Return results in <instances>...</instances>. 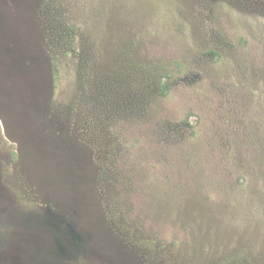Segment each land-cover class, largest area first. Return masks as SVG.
Returning a JSON list of instances; mask_svg holds the SVG:
<instances>
[{"label":"rangeland","instance_id":"obj_1","mask_svg":"<svg viewBox=\"0 0 264 264\" xmlns=\"http://www.w3.org/2000/svg\"><path fill=\"white\" fill-rule=\"evenodd\" d=\"M0 264H264V0H0Z\"/></svg>","mask_w":264,"mask_h":264},{"label":"trees","instance_id":"obj_2","mask_svg":"<svg viewBox=\"0 0 264 264\" xmlns=\"http://www.w3.org/2000/svg\"><path fill=\"white\" fill-rule=\"evenodd\" d=\"M151 76L152 74L150 72H147V74L145 73V78H144V81H143V85L144 84H147V85H151ZM39 218H38V223H37V227L40 229H44L45 230V227H44V222L42 221L43 220V217L42 215L39 213ZM48 231V230H47Z\"/></svg>","mask_w":264,"mask_h":264}]
</instances>
